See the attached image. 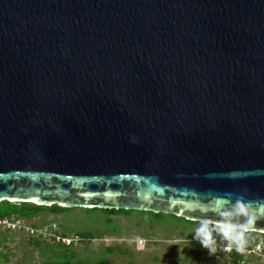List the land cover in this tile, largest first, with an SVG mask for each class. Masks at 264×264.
Listing matches in <instances>:
<instances>
[{
    "label": "water",
    "instance_id": "obj_1",
    "mask_svg": "<svg viewBox=\"0 0 264 264\" xmlns=\"http://www.w3.org/2000/svg\"><path fill=\"white\" fill-rule=\"evenodd\" d=\"M236 199L264 233V0H0V202Z\"/></svg>",
    "mask_w": 264,
    "mask_h": 264
},
{
    "label": "rangeland",
    "instance_id": "obj_2",
    "mask_svg": "<svg viewBox=\"0 0 264 264\" xmlns=\"http://www.w3.org/2000/svg\"><path fill=\"white\" fill-rule=\"evenodd\" d=\"M108 213L104 209L73 207L66 213L44 212L37 219L26 220L25 224L34 231L0 230V264H237L216 253L196 258L195 250L201 247L190 241L193 243L197 227L177 222L178 218L171 214L156 221L150 211L132 210L130 215L111 216ZM114 228L120 231L113 234ZM58 230L68 232L69 237L62 240L67 245L79 239L75 235L79 232H91L94 238L62 246L56 241L60 238ZM259 236L252 235L251 239ZM112 244L123 248L116 247L114 253L107 254ZM124 249L129 252L123 253ZM250 257L245 256L249 259L245 264H264V253Z\"/></svg>",
    "mask_w": 264,
    "mask_h": 264
},
{
    "label": "trees",
    "instance_id": "obj_3",
    "mask_svg": "<svg viewBox=\"0 0 264 264\" xmlns=\"http://www.w3.org/2000/svg\"><path fill=\"white\" fill-rule=\"evenodd\" d=\"M88 209H100V208H88ZM70 210H72V208L62 207V206H60L58 204H53L51 206H42V205H37V204H35L33 202H21V201H2V202H0V217H10V218H15V219L22 218V219H25V220H33V219L39 218L40 215L43 214L44 212H49L50 214H61V213H66V212H68ZM104 210L110 211V213H108L109 216L114 215V214L130 215L131 212H132V210H126V209H119V210H117V209H104ZM153 214H154L153 220L162 221L164 219V216L167 213H159V214L153 213ZM171 215L174 216L175 218H178L177 222H180V220H181L187 226L188 225L196 226V227L199 226V221L189 220V219H186L184 217H179V216L173 215V214H171ZM110 220H114V219L112 217H110ZM33 225H35V224L33 223ZM0 230H3V229H0ZM37 230H39V229H37ZM4 231H7V229L4 230ZM8 231H12V230H8ZM119 231H120V228H118V229L114 228L112 233L116 234ZM67 233L68 232L65 231V230L64 231H62V230L59 231L58 230V235H60V240H58V243L61 244L62 246H71V245H73V243L82 242V241L88 240L90 238H94L93 234L91 232H83V233L79 232L78 234H75L79 239L73 240L71 243H69L67 245V243H64L62 241L64 238L69 237V235ZM255 234L263 235V233H258V232H247L245 234V243H244V244H246V246L253 247L255 245L256 240L255 239H251V236L255 235ZM39 236H40V234H39ZM41 236H46V235L42 234ZM55 236H57V235H55ZM190 236H192V234ZM216 239H217V242H226V241H223L219 236H217ZM190 242H191V244L195 245L196 247L197 246L201 247V249L197 248V250H195L196 258H198V257L199 258L200 257L201 258H205L206 254L208 253V250L204 249L199 244V242L196 241V240H194L193 243H192V241H190ZM119 246L120 245H118V244L110 245L109 248H108L109 252H107V254L114 253V250L116 249V247H119ZM120 247H122V246H120ZM125 252L126 251L124 249L123 253H125ZM128 252L129 251L127 249L126 253H128ZM129 254H133V253L130 252ZM216 254L224 256V257L228 256V259L230 261L232 260V261H234L237 264H245L249 260V259L247 260L245 258V255L242 252H234V253H230V254H223L221 252V250L217 248ZM253 257H255V255H252V257H250V258L253 259ZM60 264H66V262H62ZM83 264H85V263H83Z\"/></svg>",
    "mask_w": 264,
    "mask_h": 264
},
{
    "label": "clouds",
    "instance_id": "obj_4",
    "mask_svg": "<svg viewBox=\"0 0 264 264\" xmlns=\"http://www.w3.org/2000/svg\"><path fill=\"white\" fill-rule=\"evenodd\" d=\"M220 203L222 206L216 210L218 219L214 220L208 216L201 217L193 239L198 241L204 249H207L209 255L216 253L219 243H227L225 250L230 251L223 252L221 250L223 254L241 252L243 246H246L244 244L245 234L251 230V225L257 218L256 210L250 208L243 199H236L235 202L222 200ZM217 236L226 242H217ZM233 245L236 246L237 251H231Z\"/></svg>",
    "mask_w": 264,
    "mask_h": 264
},
{
    "label": "built area",
    "instance_id": "obj_5",
    "mask_svg": "<svg viewBox=\"0 0 264 264\" xmlns=\"http://www.w3.org/2000/svg\"><path fill=\"white\" fill-rule=\"evenodd\" d=\"M27 222L25 219L22 218H10V217H0V229L3 230H16L21 228H27L31 231H34L32 227H29L25 224ZM40 232V230H38ZM58 239V235L56 236ZM60 240V238H59ZM65 238L63 239V241ZM69 240V239H68ZM58 241V240H57ZM65 242V241H64ZM227 243H219L218 248L223 252H230L226 251ZM236 250V246H232V250ZM237 251V250H236ZM245 256L255 255V254H263L264 253V233L257 238L256 243L253 247L243 246V251H241Z\"/></svg>",
    "mask_w": 264,
    "mask_h": 264
}]
</instances>
